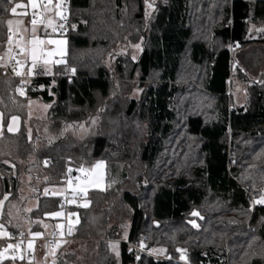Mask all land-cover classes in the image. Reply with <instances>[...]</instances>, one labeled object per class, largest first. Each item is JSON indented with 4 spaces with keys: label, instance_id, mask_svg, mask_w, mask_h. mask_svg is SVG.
<instances>
[{
    "label": "trees",
    "instance_id": "16d2710c",
    "mask_svg": "<svg viewBox=\"0 0 264 264\" xmlns=\"http://www.w3.org/2000/svg\"><path fill=\"white\" fill-rule=\"evenodd\" d=\"M17 3L27 11L28 0H0V53ZM260 29L264 0H70L64 63L27 82L0 68V193L15 199L22 176L47 160L52 165L43 166L41 178L47 189L59 186L65 165L78 174L103 161L106 188L85 195L74 232L104 206L109 229L102 240L118 241V255L101 254L98 264H110L107 255L117 258L111 264H177L131 248L144 239L146 250L174 258L183 250L195 264H264V204L256 203L264 199V78L248 80L232 54L264 45ZM124 38L141 43L138 58L109 54ZM234 77L244 85L241 104ZM27 101L49 105L55 139L34 134L40 147L23 123ZM12 116L21 118L14 134L6 130ZM91 121L96 133L84 140L64 132ZM42 187L28 215L29 234L59 224L45 218L60 212L59 199Z\"/></svg>",
    "mask_w": 264,
    "mask_h": 264
},
{
    "label": "rangeland",
    "instance_id": "374dc122",
    "mask_svg": "<svg viewBox=\"0 0 264 264\" xmlns=\"http://www.w3.org/2000/svg\"><path fill=\"white\" fill-rule=\"evenodd\" d=\"M15 14H19L18 16L21 17H26L27 11L22 9L20 11H16ZM54 24L55 23H53L52 26H54ZM31 39L32 37L25 41L24 48H31V45L28 43V41H30ZM137 45L139 47H137ZM255 45L256 44H252L245 48H235L232 51L235 64L241 65L242 68L245 69L248 80L250 81L261 79V77L264 78V73L260 76L258 75V67L264 64V45ZM140 52L141 43L130 44L129 41L124 38L112 51L109 52V54L124 53L126 55H130L133 59H136L138 58ZM22 58L23 62L25 61L27 64V69L31 68V58L24 53L22 54ZM106 63L109 64V59H106ZM36 68L33 69V72L36 70ZM44 72L50 75L52 72V66H50L49 64L45 65ZM29 77L31 76L29 75ZM243 86V82L239 80V78H233L232 93L237 104H241L244 99ZM138 96V91H134L131 94L132 98H137ZM48 109V104H44L38 101H27L26 104H24V106L20 109L24 126L26 128V131L28 132V138L30 140L34 139V143L36 142L38 147L42 146V144L44 143H42V141L38 138L33 137L34 134L40 135L43 140L53 141L55 139L54 135H52V131L50 130V122L47 118ZM96 126V121H91L88 124L82 123L79 125H68L65 128L64 132L81 141L89 136L94 135L96 133ZM7 151L9 150L7 149ZM32 159L33 156L30 157L31 162ZM30 160L28 161V163L30 162ZM47 162L48 160L44 161L41 166H38L36 168L30 167V173L22 176L18 196L15 199L9 200L8 194L0 193V202H2L0 203V226H2V231L8 234L6 236H0L1 239L8 237L9 234L22 233L26 236L29 234L31 224L29 222L28 215L37 206V198L35 197L36 187H42L43 181L40 177L39 180L36 179V182L33 185L35 189L29 184L33 179H35V175L40 176L41 174H43L42 169L46 166ZM98 162L103 161H97L89 168L91 169V171L87 173V184L85 182V179H82L80 175L77 174L75 175V177L78 182H80L79 185H76L75 187L68 185V189L71 191L79 192L83 195H86L89 191L93 190L104 191L107 185L105 163L103 162V167L101 168H94V165H96ZM61 183L62 182H60L59 186H61ZM46 189V186L42 187V190ZM123 189H128L131 191L135 190L134 186H130L128 184H125V186H123ZM60 190H62V188H60ZM5 197H7V199H5ZM103 207L104 206H100L99 209L96 210V212L94 211V214L90 216L89 221H87L86 225L83 228L78 229V233L76 234V236L73 235V239L71 241H68L69 244L59 243L55 249H48L44 260L42 259V251L38 249L37 256H32L31 264H98V258L101 254H107L108 252H111L115 255H118V241L102 240L109 229L108 225L104 226L101 218ZM145 240L147 241V239H144L143 241ZM102 241L108 243L109 247L105 249L106 252L101 251L103 249L99 246ZM8 244L12 243H0V253L3 254L0 255V264H16L22 257L21 248L8 249V251H5ZM110 245H116L115 250H113ZM146 247L147 245L144 247L143 253L148 257H152L153 259H165V257L169 255L165 254L163 250H146ZM13 256L15 257V259L12 258ZM169 256L171 257L169 262L176 263V261L181 260L180 262L195 264L193 261L174 258L171 255ZM107 257V262H109L110 264L112 262L111 259H117L115 258V256L113 258H110L111 256L107 255Z\"/></svg>",
    "mask_w": 264,
    "mask_h": 264
},
{
    "label": "built area",
    "instance_id": "2783aa9c",
    "mask_svg": "<svg viewBox=\"0 0 264 264\" xmlns=\"http://www.w3.org/2000/svg\"><path fill=\"white\" fill-rule=\"evenodd\" d=\"M37 7L33 8L32 5L29 3L27 7V16L28 22L30 25L31 20L33 19V13H36V19L38 21L44 20V11L43 5L46 3L45 0H36ZM61 8L58 9V12L62 13L63 19L60 15L59 25H63V28H59L56 31V35L59 37H65L69 33L70 27V0H62L60 2ZM45 23V20H44ZM44 23H38L37 26H43ZM12 35V41L9 43L8 37ZM3 45L7 52V60L0 64V68L7 70L12 78H20V75H17V72H20V65L21 63H17L20 61L21 57V49H22V37L19 34L14 32H7L6 39L3 41ZM43 70L42 66H38L34 71L32 76H36L39 72ZM47 164L52 165V162L48 160ZM71 169V171H69ZM73 172V168L69 165H65L63 168V176H62V183L60 188L62 190L47 189V194H44L49 198L58 197L59 199V207L60 212L62 213V217L59 219V227L51 230L47 234L40 233L39 236L37 235H22V234H9L8 237L0 238V243H12V244H20L21 245V259L18 260L20 264H31V259L33 256L34 245L37 243H42L45 245L47 249H54L58 243H65L71 241L73 239V235L75 232V227L78 225V212L82 211L84 206L88 203L85 195L71 191L68 189V185L74 186L79 185L80 182L76 179ZM75 215H71V214ZM71 227L72 233L69 234V228ZM29 241L32 243V247L29 248ZM147 245V241L145 240L140 247H131L134 251L143 253L144 247ZM171 257L168 255L165 259H158L169 261ZM157 260V259H156ZM176 261V263L181 264H189L188 262H180ZM218 264H227V261L221 260Z\"/></svg>",
    "mask_w": 264,
    "mask_h": 264
},
{
    "label": "crops",
    "instance_id": "0c3cea01",
    "mask_svg": "<svg viewBox=\"0 0 264 264\" xmlns=\"http://www.w3.org/2000/svg\"><path fill=\"white\" fill-rule=\"evenodd\" d=\"M61 1L62 0H51V4H49L48 0H45L46 3L43 5L45 23H44L43 26H36L37 27L36 36L39 37L40 39L42 38V40H45V41H47V40L66 41V43L63 44V45L46 43L43 46L45 49H50V50H52L53 52L56 53L55 55L50 57V61L51 62L48 63L50 66H52V70H53L54 66L62 64V63H57L56 61H60V60L65 61V58L67 56V39L65 37H59V36L56 35V31H57L58 27L56 28L55 31H53V27H55L56 25H59V20H58L59 16L56 15V13L58 12V9L55 6H56L57 3H60ZM28 4H29V0H28ZM45 5L48 6L47 9H45V7H44ZM19 9L20 8H17L16 11H20ZM15 15L16 16L13 17V19H12V21H13L12 32L21 35V37H22V48H24L25 41H27L28 39H30V37L33 36L32 25H30L29 22H28V16L21 17V16H18L19 14H15ZM49 19H51L53 21V23H55L54 26H47V21ZM17 21H20V23H17ZM25 29H27V30L25 31ZM261 45L262 44H256L255 46H261ZM59 47H63L64 48V55L63 56H61L59 54V52L56 51L57 48H59ZM22 54L23 53L21 52V58H20V61H21L20 73H21V75L20 76L23 79V81L27 82V81H29V79L32 77L33 74L30 75L31 77H29L27 64H26L25 61L23 62ZM7 55L8 54H7L6 50H4L2 53H0V64H3L7 60ZM27 60H28V58H27ZM39 65L43 67V72H44L45 71V64H43V62H41ZM236 65L239 66L240 70L243 69L242 71L246 74L245 69L242 68L241 65H238V64H236ZM258 72H259L258 73L259 76L264 73V64H262V65H260L258 67ZM51 74H52V72H51ZM256 80H258V79H256ZM13 117H16L15 121L13 120ZM2 123H3V117H2V114L0 112V136L2 135V129H3L2 128ZM20 126H21V118L19 116H12L8 120V124H7L6 130H7L8 133L14 134V133H17L19 131ZM10 127H11L12 131H9ZM52 135H54V134L52 133ZM105 173H106V165H105ZM40 178H42V174L40 175ZM42 181L44 182L45 180L42 179ZM75 186L76 185H74L73 187H75ZM55 189L59 190L60 186L55 187ZM61 217H62V213H61L60 216H53L51 214L49 216H46L45 218H54V219L59 218L60 219ZM18 234H22V233H18ZM31 234L32 233H30V235ZM22 235H24V234H22ZM32 235H35V234L33 233ZM58 244H57V246H58ZM64 244H69V243L65 242ZM38 249L41 250L42 252H44V256H46V252H47L48 249L45 248V245L42 244V243H37V244L34 245L33 256H37ZM49 250H53V249H49ZM42 259L44 260V258H42Z\"/></svg>",
    "mask_w": 264,
    "mask_h": 264
},
{
    "label": "snow or ice",
    "instance_id": "6c2138e0",
    "mask_svg": "<svg viewBox=\"0 0 264 264\" xmlns=\"http://www.w3.org/2000/svg\"><path fill=\"white\" fill-rule=\"evenodd\" d=\"M8 2L11 4L13 2V0H8ZM29 3L32 5L33 8H36L38 5H37V2L36 0H29ZM48 3L51 4V0H48ZM21 7H24V5L22 4H19L17 3L15 5V7H12L10 9V11L15 14L16 13V10L17 8H21ZM45 9H47V5L44 6ZM57 9H60L61 8V4L60 3H57L56 6H55ZM148 7L151 8L152 7V4L149 3L148 4ZM57 15H60L61 18L63 19L64 17L62 16V13L61 12H57ZM36 13H33V19L31 20V24H32V33H33V36H32V39L30 41H28V43L31 45V48H22L21 49V52L26 54L27 56H29L31 58V61H32V67L28 69V74L29 75H32L33 74V69H35L36 67H38V65L40 64V62H43V64L47 65L48 63H50V57H52L53 55H55L56 53L53 52L52 50L50 49H45L43 46L48 43V44H58V45H63L66 43V41H56V40H42L40 39L39 37L36 36V31H37V24L38 23H44V20H40L38 21L36 18ZM17 23H20V21H17ZM7 24H8V27H9V32H12V24H13V21L10 19L7 21ZM53 25V21L51 19H49L47 21V26H52ZM59 27V28H63V25H56L55 27H53V31L56 30V28ZM27 29H25L26 31ZM260 31H264V29H260ZM8 41L9 43H11L12 41V35H9L8 37ZM137 47H139L137 45ZM57 52H59V54L61 56L64 55V48L63 47H59L57 48L56 50ZM57 63H63L64 61L63 60H60V61H56ZM17 63H21L20 61H17ZM47 71V69H46ZM75 70L73 69V72ZM17 75H21L20 72H17L16 73ZM19 91V89H18ZM13 120L15 121L16 120V117H13ZM9 131H12L11 127L9 128ZM103 167V162H98L96 165H94V168H101ZM71 171V169L69 170ZM81 172H84V173H88L91 171V169H85L83 167H81L80 169ZM85 182L86 184L88 183V178L87 176L85 177ZM45 194H47V190H45ZM5 199H7V197H5ZM2 203V202H0ZM256 203H262L264 204V199H261L259 201H256ZM86 206V205H85ZM194 216L195 215H198V213L194 212L192 213ZM53 216H60L61 213L60 212H55V213H52ZM71 215H75L74 213L71 214ZM194 227L196 226L195 224L193 225ZM59 227V225H58ZM69 234L72 233V229L71 227L69 228ZM8 235L7 233L3 232L2 231V226H0V236H6ZM35 235L39 236L40 234L39 233H36ZM29 248L32 247V243L31 241H29ZM21 247L20 244H8L7 246V249H5V251H8V249H19ZM110 247L113 248V250H115L116 248V245H110ZM178 251H181V259H184V253H183V250H178ZM0 255H3L2 253H0ZM13 259H15V257L13 256L12 257Z\"/></svg>",
    "mask_w": 264,
    "mask_h": 264
},
{
    "label": "water",
    "instance_id": "95a60500",
    "mask_svg": "<svg viewBox=\"0 0 264 264\" xmlns=\"http://www.w3.org/2000/svg\"><path fill=\"white\" fill-rule=\"evenodd\" d=\"M78 174L80 175V177H81L82 179H85V177L87 176V173H84V172H81V171H79Z\"/></svg>",
    "mask_w": 264,
    "mask_h": 264
},
{
    "label": "bare ground",
    "instance_id": "6f19581e",
    "mask_svg": "<svg viewBox=\"0 0 264 264\" xmlns=\"http://www.w3.org/2000/svg\"><path fill=\"white\" fill-rule=\"evenodd\" d=\"M20 264V263H19Z\"/></svg>",
    "mask_w": 264,
    "mask_h": 264
}]
</instances>
